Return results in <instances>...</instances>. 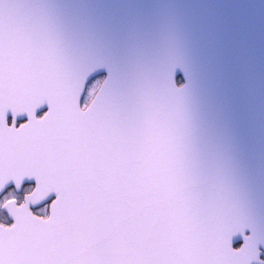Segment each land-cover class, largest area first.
<instances>
[{
    "label": "snow or ice",
    "instance_id": "snow-or-ice-1",
    "mask_svg": "<svg viewBox=\"0 0 264 264\" xmlns=\"http://www.w3.org/2000/svg\"><path fill=\"white\" fill-rule=\"evenodd\" d=\"M0 264H264V0H0Z\"/></svg>",
    "mask_w": 264,
    "mask_h": 264
},
{
    "label": "water",
    "instance_id": "water-1",
    "mask_svg": "<svg viewBox=\"0 0 264 264\" xmlns=\"http://www.w3.org/2000/svg\"><path fill=\"white\" fill-rule=\"evenodd\" d=\"M191 2L217 5L219 10L223 12H234L239 6L248 5L258 16L261 0H191Z\"/></svg>",
    "mask_w": 264,
    "mask_h": 264
}]
</instances>
